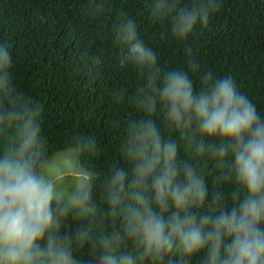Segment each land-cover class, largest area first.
I'll use <instances>...</instances> for the list:
<instances>
[{
  "label": "trees",
  "instance_id": "16d2710c",
  "mask_svg": "<svg viewBox=\"0 0 264 264\" xmlns=\"http://www.w3.org/2000/svg\"><path fill=\"white\" fill-rule=\"evenodd\" d=\"M195 2L0 0V44H7L12 56L9 92L0 93V150L15 143L17 132L15 123L2 121L27 103L42 109L40 171L54 154L76 151L90 192L86 202L90 211L71 209L61 220L59 234L71 242L75 232L88 230L92 240L73 245L78 264H93L104 241L119 252L135 254L137 264H181L176 254L157 260L144 256L125 231L123 209L134 202L130 184L134 164L124 156L123 143L134 120H155L162 135L177 142V164H190L202 175L207 199L184 211L199 216L213 206L232 204L235 186L225 178L227 163L218 164L207 151L197 153L198 135L181 136L162 123L159 111L150 115L138 107L146 73L124 59L127 49L116 40L117 25L134 21L138 37L156 52L161 68L186 69L190 59L216 78L231 76L264 118V0H217L219 10L210 15L208 24L197 25L186 40H177L171 32L172 18ZM157 3L166 5V15L156 12ZM187 49L192 50L190 55ZM193 81L199 89L200 77ZM215 142L205 139L206 144ZM116 168L128 175L120 203L113 205L110 177ZM140 191L155 211H162L152 202L150 180ZM176 211L170 204L163 214ZM187 264H201V259L188 258Z\"/></svg>",
  "mask_w": 264,
  "mask_h": 264
},
{
  "label": "clouds",
  "instance_id": "9594fccd",
  "mask_svg": "<svg viewBox=\"0 0 264 264\" xmlns=\"http://www.w3.org/2000/svg\"><path fill=\"white\" fill-rule=\"evenodd\" d=\"M219 7L217 0H196L191 8L179 9L172 18L173 37L186 40ZM165 9L163 3L155 6L161 16ZM116 33L127 49L124 59L146 73L138 107L150 115L159 111L162 123L181 136L198 135L197 153L207 151L218 164L227 163L225 178L235 186L231 206H213L199 216L184 211L207 199L202 175L190 164H177V142L165 138L155 120H134L123 143L124 156L134 164V202L123 209L127 236L153 260L176 254L181 264L191 257L201 264H264V118L256 105L231 76L202 72L197 60L188 59L186 69L161 68L156 52L138 37L134 21L118 24ZM191 51L187 49L189 55ZM11 65L9 46L0 44V93L9 92ZM194 76L200 77L199 89ZM41 116L39 105L21 103L2 121L15 123L17 132L15 143L0 150V264H78L73 245L92 240L87 229L75 232L71 242L59 234L71 209L90 211V192L81 183L65 199L39 170ZM205 139L216 142L206 144ZM127 175L116 168L110 177L113 205L120 203ZM149 180L152 202L161 212L140 191ZM170 204L177 211L164 215ZM102 249L93 264H137L135 254L119 252L107 241Z\"/></svg>",
  "mask_w": 264,
  "mask_h": 264
},
{
  "label": "rangeland",
  "instance_id": "374dc122",
  "mask_svg": "<svg viewBox=\"0 0 264 264\" xmlns=\"http://www.w3.org/2000/svg\"><path fill=\"white\" fill-rule=\"evenodd\" d=\"M74 152L76 151L72 149L54 154L41 170L65 199L84 182V175L76 163Z\"/></svg>",
  "mask_w": 264,
  "mask_h": 264
}]
</instances>
